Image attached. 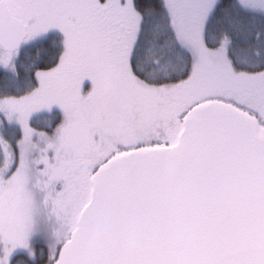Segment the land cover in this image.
I'll return each mask as SVG.
<instances>
[{
	"label": "snow or ice",
	"instance_id": "obj_1",
	"mask_svg": "<svg viewBox=\"0 0 264 264\" xmlns=\"http://www.w3.org/2000/svg\"><path fill=\"white\" fill-rule=\"evenodd\" d=\"M0 264H264V0H0Z\"/></svg>",
	"mask_w": 264,
	"mask_h": 264
}]
</instances>
